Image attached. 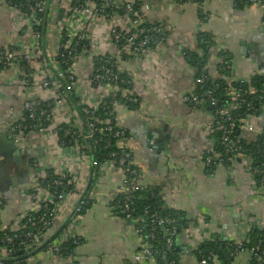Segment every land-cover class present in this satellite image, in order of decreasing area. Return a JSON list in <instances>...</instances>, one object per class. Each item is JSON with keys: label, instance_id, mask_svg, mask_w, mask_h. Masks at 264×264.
I'll list each match as a JSON object with an SVG mask.
<instances>
[{"label": "crops", "instance_id": "crops-1", "mask_svg": "<svg viewBox=\"0 0 264 264\" xmlns=\"http://www.w3.org/2000/svg\"><path fill=\"white\" fill-rule=\"evenodd\" d=\"M146 3L150 9L147 17L160 25L169 41L154 56L144 59L149 60V66H142L136 58L123 62L122 68L134 83L130 91L138 94L140 105L136 109L120 107L117 110L118 124L132 139L129 148L134 164L141 172L142 184L158 187L157 198L164 206L183 212L186 218L191 217L188 227L176 240L180 264H201L195 254L200 243L192 235L193 227L202 242H237L245 233L244 224L253 219L264 236V187L261 192L252 194L251 176L239 160L224 164V161L215 159V163H206L205 158L215 149V138L207 134L214 122L215 111L208 110L205 103L196 105L183 101L182 97L197 95L196 79L201 70L206 82L226 79L219 69L220 52L228 60L229 83H249L252 78L259 77L264 84V0H257V3H244L243 0H205L202 3L147 0ZM15 33L10 10L4 0H0V48L13 45L17 39ZM200 34H207L214 43L206 52L200 46ZM44 39H51L45 31ZM186 51L197 55L196 66L190 65L184 56ZM20 67L9 64L0 72V131L11 139L8 129L19 120L23 103L49 99V94L38 83L25 86ZM162 86L165 88L161 89ZM165 95L169 97L164 101L162 96ZM234 107L233 104L221 111L229 112ZM256 108L242 124L253 126L260 134L253 133L252 138L259 136L260 139L264 136V95ZM165 125L167 132L158 139L148 140L153 129L162 130ZM31 138L36 139L35 135ZM7 144L0 141V165L6 170L12 166V175L22 178L24 183L17 187L7 186V178L0 177L2 226L9 224L15 216L26 217L30 212L31 202L22 193L27 190L31 161L38 160L45 168L57 172L67 164L60 159L53 138L40 144L32 141L27 149H34V154L29 155L26 164L10 161L3 155L8 151ZM39 146L44 148L42 158L36 155ZM159 148H162L160 152ZM70 165L73 170H78L82 163L74 159ZM81 172L89 185L91 167L88 162ZM117 187V179L108 177L100 188V202L92 204L90 211L75 222L73 233L80 237L81 244L73 253V263L156 264L153 259L148 263L134 260L147 243L128 219L112 211L110 202ZM236 253L233 264L253 263L251 251ZM18 258H22V254ZM38 258V264L57 261L47 252H41Z\"/></svg>", "mask_w": 264, "mask_h": 264}, {"label": "built area", "instance_id": "built-area-1", "mask_svg": "<svg viewBox=\"0 0 264 264\" xmlns=\"http://www.w3.org/2000/svg\"><path fill=\"white\" fill-rule=\"evenodd\" d=\"M138 1L141 2V5L135 9L133 2L123 0H4L10 10L11 23L16 30L17 39L13 45L0 48V65L7 63L8 65L21 66L25 86L29 87L31 83H38L39 87L49 94V99L46 101L35 99L24 102L20 109L21 116L15 124L10 126L9 134L18 147L27 149L34 140L40 144L52 138L56 139V131L60 126L68 125V127L77 130L72 134L77 140L76 145L71 148L61 147L57 144L59 157L61 160L67 161V164H64L59 172L53 170L59 177L53 181L55 188H58L55 192H50L49 186L44 183L48 168L42 166L38 160L30 162L31 173L28 184L33 189V193H28L26 190L22 194L26 195L31 202L30 212L35 214L42 212V215L39 218V223H30V219L26 220L24 215H18L7 225L0 224V231L8 229L12 233V236H5L0 240V264H8L7 260L15 262L13 259L17 257H14L10 245L19 238L21 247L19 254H22L24 264H38L40 260L38 255L41 252L50 253L57 258L54 264H73V253L81 244L80 237L73 233L74 224L90 211L92 204L100 202V188L110 176L118 181V187L111 199V201H116V204L111 206L112 211L114 214H120L128 219L140 235L144 233L145 226L149 224L163 226L167 222L166 219L156 218L155 214L149 219H146L145 216L136 218L131 216L134 193L140 192L146 187L142 184L141 172L135 166L129 148L132 139L126 134V130L113 133L109 121L99 120L94 114L105 104L98 97L102 94L111 97L110 103L113 108L116 110L120 108L115 94L117 88L113 85V82H117L119 77L114 71L107 68L108 61L95 68L97 57L125 55L139 59L142 66H149V60L144 59L154 56L169 41L168 35L160 39L152 35L147 37L146 32L139 28L144 22L150 24L153 22L146 15L150 10L146 0ZM248 1L257 3V0ZM113 8L119 11H113ZM44 31L51 39H44ZM151 31L164 33L160 26H154ZM149 40L155 46L153 49L147 47ZM82 42H85L86 45H83V50L77 54V47ZM49 46H54V48L51 49ZM220 55L218 62L229 68L225 54L220 52ZM81 60H84L82 67H80ZM70 62L71 65L68 66ZM22 63L27 64V70ZM112 67L119 70L121 67L119 60H115ZM128 77L130 80L129 75ZM205 80L204 71H199L196 84L201 86ZM128 84L134 85L132 80ZM89 88L91 92H88ZM164 88L165 86L161 87V89ZM130 90H124L122 96L139 106L138 94ZM96 92H99L100 95ZM68 94L74 95L76 107L79 110L69 106ZM228 95V108L232 107L235 102H239L240 105L245 103L240 100V94L232 88H229ZM202 96L208 107L217 106L214 108V122L207 130L208 136L213 137L214 133L221 134L219 145L225 148V156H230V160H239L244 170L250 174L254 186L252 194L261 192L264 180L262 186L258 187L250 173L253 160L245 155L242 147L238 145V139L236 141L231 138L234 124L228 115L229 112L221 111L222 107L219 108L218 102L213 97V91L206 90ZM168 97L165 95L162 96V99L165 101ZM182 100L196 105L203 104L202 99L197 95H183ZM48 101H53L49 114L46 115L45 111L39 110L38 116H35L34 111L37 110L40 102ZM25 114H28L27 118L32 122L35 120L34 118H37L35 122H39L33 124V131L29 133L24 132V127L22 128L20 125ZM40 122L47 123L48 127L40 126ZM238 130L241 133L240 139L248 143L256 142L259 139V136L252 138L253 133L260 134L253 126L241 124ZM68 134L69 131H66V135ZM34 135L36 139L31 138ZM110 135L117 139L116 144L121 152L120 154L111 153L107 160L100 162L95 156L97 144ZM216 142L212 154L205 158L207 164H210L214 159L222 161L216 150ZM83 150L88 152L92 150L95 154L89 155ZM74 159L82 163V166H79V171L71 168L70 162H73ZM87 162L91 167L89 185L81 174V171L84 172ZM119 196L123 199L122 203L117 201ZM26 223L35 226V228L30 232L26 231ZM244 226V235L235 242L239 248H242L251 228L260 229L253 219H248ZM61 227H63L61 233L53 238L56 230ZM174 233V229L166 231L167 246H171V236ZM192 235L198 243L202 242L200 234L194 227ZM147 238L152 240L154 234L150 231ZM63 245H71L73 251L66 256L62 255L60 250ZM257 250H252V252ZM239 251L243 252L245 249H239ZM153 254L154 252L145 246L134 256V260L148 263L153 259ZM159 254L163 261L162 264H175L168 261L164 253ZM211 259L210 255L201 261V264H208ZM257 260L261 261L259 257Z\"/></svg>", "mask_w": 264, "mask_h": 264}, {"label": "trees", "instance_id": "trees-1", "mask_svg": "<svg viewBox=\"0 0 264 264\" xmlns=\"http://www.w3.org/2000/svg\"><path fill=\"white\" fill-rule=\"evenodd\" d=\"M147 1V0H146ZM180 2L184 1H196V3H202L205 0H179ZM244 3H249L248 0H243ZM141 5V2L135 1L133 2V7L135 9H138ZM113 11H119L113 8ZM154 26H160L158 23L150 24L148 22H144L139 27L140 29H143L146 32V36L152 35L153 37L160 39L161 37L167 36V33H156L155 31H151ZM143 36V35H142ZM141 38V37H140ZM200 46L202 47L203 52H206L210 49V47L214 44L211 41V37L207 34H200L199 38ZM147 47L150 49H153L155 46L151 40H149ZM83 45H86L85 42H82L77 47V54H79L83 50ZM184 56L189 61L190 65L196 66L197 64V55L194 52L186 51ZM207 56V55H206ZM226 56V55H225ZM129 56L121 55L120 57L117 56H101L97 57L95 68H98L100 64H103L105 61H108L107 68L109 70L114 71L118 77L119 80L117 82H113V85L116 86L117 92L116 99L119 103V107H127L128 109H136L138 105L131 103L130 101L126 100L122 94L123 91L130 90L131 84H128L129 81H131V77L129 80L128 74L126 73L125 69H123V62L128 63L130 60ZM134 59V58H133ZM115 60H119V63L121 65L120 69L117 70L114 69L112 66L114 65ZM84 60H81L80 67L84 65ZM22 65L27 70V64L22 63ZM71 65V62L68 64V66ZM8 64L4 63L0 65V72L4 71V69L8 68ZM65 68V67H64ZM113 68V69H112ZM220 73L222 76H225V78L219 79L218 81H215L214 83L211 82H204L201 86L197 85L196 94L202 99L203 104L206 103V101L203 99V93L206 90L213 91V97L218 102L220 108L222 109L227 108L229 104V95L228 90L229 88H232L235 90V92H238L240 94V100H243L245 103L243 105H240L239 102L234 103V109L232 111H229L228 115L231 119V122L234 124V128L232 129L231 138L233 140L238 139V145L242 147L244 153L246 156L251 157L253 160L251 165V174L256 182V185L262 186V181L264 180V138L261 137L256 142H246L245 140L240 139V131L238 130L239 126L242 124L243 119L247 118V116L252 115L255 109H257V105L262 101L263 90H264V84L262 80L259 77H254L251 79L249 83H237V84H231L228 82L229 78V68H227L225 65H219ZM80 71V70H79ZM93 74V73H90ZM96 91V90H95ZM253 91V93H251ZM88 92H91L90 88ZM98 95L99 92H96ZM101 98V101L105 103L103 107H101L99 110H97L94 114L96 118L102 121H109V125L113 128V133L121 130H125L123 127L118 126V119H117V110L113 108L111 105V97L110 96H104L103 94L98 96ZM73 94L67 95V102L69 106H71L74 109H78L76 107V101L74 99ZM53 104V101L48 102H40L39 106H37V110L34 111L35 116H38L39 110H43L46 112V115L49 114V111L51 110V105ZM251 107V108H250ZM79 110V109H78ZM221 110V109H220ZM228 112V111H227ZM28 114L24 115V120L20 122V125L22 128L24 127V132L29 133L33 131V124L39 123L35 122L37 118H34L33 122L27 118ZM40 126L47 128L48 124L45 122H40ZM99 127V125L97 124ZM101 127V126H100ZM66 131H69V134L66 135ZM77 130L75 128H70L68 125H61L60 128L56 131V141L57 144L61 147H67L71 148L76 145V138L72 136V134L76 133ZM127 134V133H126ZM213 137L215 138L216 142V150L220 154V158H222V161H224V164H228L231 162L230 156H225V148L221 145H219V141L221 138L220 133H214ZM117 139L113 138L111 135L108 136L107 139L102 140L99 144H97L96 149V159L100 162L107 160L109 158V155L111 153H118L120 154L121 150L117 147ZM85 153L92 155L95 152L83 150ZM215 163V159L213 160ZM217 161V160H216ZM213 163V162H211ZM47 178L44 182L49 186L50 192H55L58 190V188H55L53 185V181L58 179L59 177L56 175V173L52 169H47ZM26 187V186H25ZM60 190V189H59ZM28 193H33V189H31L30 185L27 186ZM159 188H151V187H145L140 192L134 193V200H133V210L131 212V216L136 218L137 216H145L146 219H149L153 214L156 215V218L159 219H166L167 222L163 226H157V225H147L145 226V231L142 236H144V240L147 243V246L154 252L153 254V260H155L156 264H162L161 255L159 253H164L165 258L168 261H172L175 264H180V258H179V251L176 249V240L180 233H182L186 228L188 227L189 221L186 219L183 212L171 209L167 206H164L161 200H159L158 197ZM118 199V200H117ZM116 200L120 203H122L123 199L122 197H118ZM116 201H111V206H114ZM116 211V210H115ZM114 212V211H113ZM41 213H32L29 212L26 216V220L30 219V223H39V218L41 217ZM118 216L123 217L120 214H117ZM1 217V214H0ZM65 227V226H63ZM63 227L61 229L59 228L56 230V234L54 237H57ZM26 228L28 232L32 231L35 226H31L26 223ZM174 229L175 233L171 236L172 244L171 246H167L166 244V238L165 234L166 231H170ZM152 232L154 234V238L151 240L147 238V234L149 232ZM5 236H12V233L8 229L4 231H0V240H2ZM24 240V238L22 237ZM235 241H231L228 243H223L219 241H205L201 242L195 251L196 256L200 259V262L205 260L207 257L211 255V260L208 262V264H233L234 257L236 256V252L239 251V249H245L247 251H251L258 249L253 253V263L252 264H264V236L263 231L258 228H251L246 236V240L242 244V248H239L235 245ZM20 238L17 239L12 245H10V249L13 252V255L17 257V260L15 262L7 260L8 264H24L23 258L19 257V251L20 250ZM73 251V248L71 245H63L61 247L60 253L64 256L70 254ZM10 255V256H13ZM257 257L261 259V261L257 260ZM77 264V263H73Z\"/></svg>", "mask_w": 264, "mask_h": 264}, {"label": "water", "instance_id": "water-1", "mask_svg": "<svg viewBox=\"0 0 264 264\" xmlns=\"http://www.w3.org/2000/svg\"><path fill=\"white\" fill-rule=\"evenodd\" d=\"M149 2V0H148ZM217 106L215 107H209L208 110H213L214 108H216ZM164 132H167V126H163L162 130H156V129H153L151 133L153 134H150L147 138L148 140H152V139H158L160 137V135ZM263 133H264V128H263ZM0 136H5L6 137V134L2 133V131H0ZM166 138V137H165ZM0 141H5L6 143H8L5 147L8 149L7 152H3V155H5L10 161H14L18 164L20 163H23V164H26L27 161H29L30 157L29 155L30 154H34V149L32 150H28V149H25V150H20L18 148L17 145H15L14 141L11 139V138H0ZM147 144L148 147H151L150 144H148L147 142L145 143ZM162 150V148H159V152ZM36 155L39 157V158H42L44 156V148L43 147H37L36 148ZM157 153V152H156ZM14 171V168L11 166L10 169H4L3 165H0V177L1 178H7V182H6V185H12V186H19L20 184H23L24 181L22 178H18V177H15L12 175V172ZM187 220H191V217L188 216L186 218Z\"/></svg>", "mask_w": 264, "mask_h": 264}]
</instances>
